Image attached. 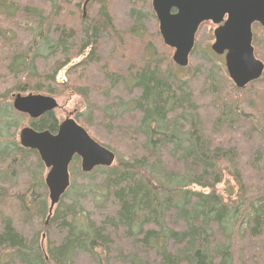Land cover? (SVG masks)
Wrapping results in <instances>:
<instances>
[{
    "label": "trees",
    "instance_id": "obj_1",
    "mask_svg": "<svg viewBox=\"0 0 264 264\" xmlns=\"http://www.w3.org/2000/svg\"><path fill=\"white\" fill-rule=\"evenodd\" d=\"M84 2L0 0V264H264V69L235 87L202 43L206 22L178 78L151 0H93L83 16ZM65 92L83 98L74 120L115 159L84 172L73 157L46 224V169L19 144L9 100ZM57 126L52 112L32 123ZM224 170L233 204L217 188Z\"/></svg>",
    "mask_w": 264,
    "mask_h": 264
},
{
    "label": "water",
    "instance_id": "obj_2",
    "mask_svg": "<svg viewBox=\"0 0 264 264\" xmlns=\"http://www.w3.org/2000/svg\"><path fill=\"white\" fill-rule=\"evenodd\" d=\"M90 1L93 0H85L83 4V16ZM151 7L163 43L174 50L172 60L176 65H188L199 26L211 22L217 27L210 49L216 55H224L225 69L234 86L243 89L260 78L264 64L254 56L252 24L264 26V0H152ZM172 9L176 12L172 13ZM12 106L15 111L36 119L57 108L58 103L52 96L30 93L16 94ZM19 142L22 147L35 150L48 169L47 220L69 186L68 167L74 156L80 158L84 172L98 166L109 167L115 159L111 150L92 139L71 117L64 119L55 133L24 127Z\"/></svg>",
    "mask_w": 264,
    "mask_h": 264
},
{
    "label": "rangeland",
    "instance_id": "obj_3",
    "mask_svg": "<svg viewBox=\"0 0 264 264\" xmlns=\"http://www.w3.org/2000/svg\"><path fill=\"white\" fill-rule=\"evenodd\" d=\"M150 6H151V2H150ZM207 25H208V23L205 26H207ZM210 25L212 27L211 28L212 29L211 35H213L214 26L211 24V22H210ZM210 25H208L207 27L210 28ZM157 28H158V24H157ZM257 29H258L257 30V35H258L257 37H258V40H259V38L264 36V32L262 31L264 28H261L259 26V28H257ZM205 30H207V29H205ZM158 32H159V30H158ZM159 39L161 40V43L163 45H165L163 43V41H162L161 36H159ZM203 39L204 40H202L203 41L202 43L204 45H206V47H207V49L209 51H211L210 50V45L213 42V39L211 41L209 39H207V38L205 39L204 37H203ZM205 41H209V42L205 43ZM262 41H263V39H262ZM165 47L168 49L169 56H168V58L166 57L164 62L169 65V67L173 71L174 75L176 77L182 78V79L189 78L191 73H192V67H189V65H187L186 67L177 66L172 60V56H173L174 50L172 48L166 46V45H165ZM213 57L215 58V60H216V62L218 64L220 63L224 67V56L223 55H216V54L213 53ZM258 59L261 60L260 58H258ZM63 74L64 73H61L59 75V79H60L59 81H61V79L63 77ZM9 87L10 86L2 85V83H0V91L5 90V89H10ZM21 94H26V93H21ZM55 99H56V101L58 103V107H57V109H55L53 111V115L55 116V118L57 119L58 122H61L62 120H64L69 114H71V116L74 118V115H77L79 113H83L86 110V104H85V102H84V100H83V98L81 96L71 95V94L65 92L63 95L55 97ZM11 102H12V98L10 96L9 103L11 104ZM0 107H2V106H0ZM14 117H16V116L14 115ZM17 119H18V121H17L16 124H17L18 129L16 130V136L18 135L20 129L23 128V127L28 126L30 124V121H31V119L27 115H24V114L18 116ZM79 165H80V163H79ZM17 186H20L19 183L17 184ZM217 188H218L219 193L222 195V197L227 202H229L231 204L234 203V201L236 200V193H237V190H238V185H237V182L233 179V177L230 176L227 173V170H224L222 182L217 185ZM6 189H7L6 187H4L3 190H1V188H0V195H3L6 192L5 191ZM25 189L26 188H24L23 185H22L21 190L23 192H25ZM26 196H27V192L24 193V199H26ZM46 201H47V204L49 205L48 193H47V196H46ZM1 203H2V201L0 202V204ZM47 222H48V220L46 221V224H47ZM40 240H41V244H43L44 240H45V234L44 233L41 234ZM9 252L10 251H8L7 249L5 250V252L1 251V253H0V261L3 262L5 260V258L9 256Z\"/></svg>",
    "mask_w": 264,
    "mask_h": 264
},
{
    "label": "flooded vegetation",
    "instance_id": "obj_4",
    "mask_svg": "<svg viewBox=\"0 0 264 264\" xmlns=\"http://www.w3.org/2000/svg\"><path fill=\"white\" fill-rule=\"evenodd\" d=\"M172 13H175L176 12V10L175 9H172V11H171ZM203 24V23H202ZM212 24V23H211ZM213 26H214V29L217 27L216 25H214V24H212ZM259 26L261 27V28H264V26H262V24H260V23H257V22H254L253 24H252V32H253V30L254 29H257V28H259ZM252 41H253V38H252ZM13 95H15V94H11V98H12V102H11V108H12V110H13V112H15L16 114H15V116H16V119H17V116H20V115H23L24 113H18V112H16V111H14V109H13ZM53 111L54 110H52V111H49V112H46V113H44L43 115H41L40 117H38V118H36V119H32V118H30L27 114H24V115H27L30 119H31V121H30V124L28 125V126H26V127H31L32 129H33V127H32V123L33 122H35V121H39L41 118H43V116L45 115V114H47V113H50V112H52L53 113ZM20 114V115H19ZM62 122V121H61ZM61 122H58V126H59V124L61 123ZM58 126H57V129H58ZM24 128V127H23ZM22 129V128H21ZM20 129V130H21ZM56 129V130H57ZM33 130H35V129H33ZM35 131H37V130H35ZM20 132V131H19ZM56 132V131H55ZM55 132H53V133H55ZM52 133V132H51ZM18 135H19V133H18ZM17 135V136H18Z\"/></svg>",
    "mask_w": 264,
    "mask_h": 264
},
{
    "label": "bare ground",
    "instance_id": "obj_5",
    "mask_svg": "<svg viewBox=\"0 0 264 264\" xmlns=\"http://www.w3.org/2000/svg\"><path fill=\"white\" fill-rule=\"evenodd\" d=\"M12 3V2H11ZM7 103V102H6ZM85 129V128H84ZM9 189L11 190V188L9 187ZM9 189H8V191H9ZM171 189V188H170ZM173 189V188H172ZM13 190V189H12ZM173 191V190H172ZM1 198V197H0ZM3 200V199H2Z\"/></svg>",
    "mask_w": 264,
    "mask_h": 264
}]
</instances>
